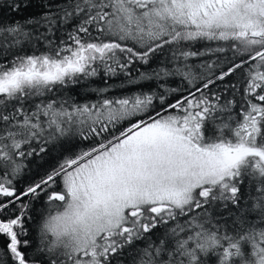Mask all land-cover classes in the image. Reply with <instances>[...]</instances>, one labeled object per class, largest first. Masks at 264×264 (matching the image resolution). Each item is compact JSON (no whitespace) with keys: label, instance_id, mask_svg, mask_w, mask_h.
I'll return each mask as SVG.
<instances>
[{"label":"snow or ice","instance_id":"6c2138e0","mask_svg":"<svg viewBox=\"0 0 264 264\" xmlns=\"http://www.w3.org/2000/svg\"><path fill=\"white\" fill-rule=\"evenodd\" d=\"M39 7L0 18V264H264V0Z\"/></svg>","mask_w":264,"mask_h":264},{"label":"trees","instance_id":"16d2710c","mask_svg":"<svg viewBox=\"0 0 264 264\" xmlns=\"http://www.w3.org/2000/svg\"><path fill=\"white\" fill-rule=\"evenodd\" d=\"M41 0H35V4L32 8H30L27 12L21 14V15H14L6 6L3 8H0V18L5 19V20H19L21 19L22 15H29L32 13H39L40 11H42V9L39 7ZM199 47V45H197ZM212 59H217L215 56H205V57H201V58H194L192 61H190V63L193 64L194 68L193 70L196 71L197 73L203 72L204 69H201L199 67V65L201 63H203L204 61H208V60H212ZM217 64L219 65L218 67H214V71L216 73H218L221 69H226L227 67V63L226 61L223 59V56H221L218 60H217ZM239 76H234V77H230L227 79H238ZM117 85L119 84V81H116ZM218 84L221 82H217ZM222 86V85H221ZM129 88L131 86H128ZM112 95H120L121 94V90L119 87H117V89L111 93ZM94 99V98H93ZM47 166V161H37L35 163H33L31 165V167L33 168V171L30 175H27L25 177H23V179L20 182L19 186H24L25 183L33 178H35L37 176V173L39 171L43 170V167ZM37 211H44V209L42 207L38 208ZM128 259H131V253H129Z\"/></svg>","mask_w":264,"mask_h":264}]
</instances>
